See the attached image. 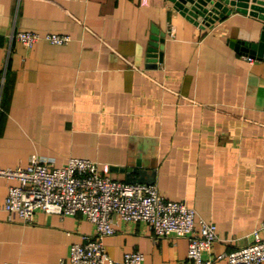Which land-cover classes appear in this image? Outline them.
<instances>
[{"label":"crops","instance_id":"0c3cea01","mask_svg":"<svg viewBox=\"0 0 264 264\" xmlns=\"http://www.w3.org/2000/svg\"><path fill=\"white\" fill-rule=\"evenodd\" d=\"M262 27L233 10L199 28L170 0H0V167L76 157L121 181L152 173L164 198L216 225L205 257L222 264L264 222V60L233 46ZM153 28L165 34L154 52ZM17 31L70 41L28 48ZM11 183L0 178V264H68L93 224L41 211L24 223L2 209ZM103 243L112 264L133 251L190 264L185 237L156 240L143 222L118 221Z\"/></svg>","mask_w":264,"mask_h":264},{"label":"built area","instance_id":"2783aa9c","mask_svg":"<svg viewBox=\"0 0 264 264\" xmlns=\"http://www.w3.org/2000/svg\"><path fill=\"white\" fill-rule=\"evenodd\" d=\"M207 22V18H202L197 26L214 25L213 22L206 26ZM13 36L28 48L41 39L53 45L70 41V36L55 33L41 37L34 32L17 31ZM246 59L253 61L249 56ZM109 170L108 165L100 167L89 159L76 157L60 167L37 157L24 168L0 167V178L16 181L8 185L2 209L17 214L24 223H31L38 211L61 217L82 214L93 224L94 233L70 246L68 264H112L103 239L115 232L118 221L147 223L156 240L185 237L190 264H216L205 257L218 239L214 223L199 218L185 201L164 198L156 185L117 180L108 175ZM251 237L248 245L225 253L222 264H264V222L252 231ZM143 261L144 254L133 251L123 255L122 264Z\"/></svg>","mask_w":264,"mask_h":264},{"label":"water","instance_id":"95a60500","mask_svg":"<svg viewBox=\"0 0 264 264\" xmlns=\"http://www.w3.org/2000/svg\"><path fill=\"white\" fill-rule=\"evenodd\" d=\"M174 7L185 17L196 24L202 19L207 18L206 26L215 20H223L230 15L233 10L257 17L262 21V32L257 42L248 43L243 41H235L233 46L236 50H241L247 56L264 60V0H170ZM165 34L157 28L152 29L151 47L152 52L155 49H163ZM149 53L154 56L155 53ZM157 55V54H156ZM126 182L129 183H153V174L137 171L138 177H131V168H127Z\"/></svg>","mask_w":264,"mask_h":264}]
</instances>
